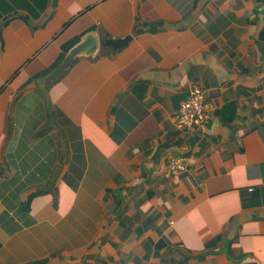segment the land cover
Wrapping results in <instances>:
<instances>
[{"label":"crops","instance_id":"1","mask_svg":"<svg viewBox=\"0 0 264 264\" xmlns=\"http://www.w3.org/2000/svg\"><path fill=\"white\" fill-rule=\"evenodd\" d=\"M0 264H264V0H0Z\"/></svg>","mask_w":264,"mask_h":264},{"label":"built area","instance_id":"2","mask_svg":"<svg viewBox=\"0 0 264 264\" xmlns=\"http://www.w3.org/2000/svg\"><path fill=\"white\" fill-rule=\"evenodd\" d=\"M210 115L203 90L201 88H193L187 98L180 103L173 115V122L177 127L192 128L207 122ZM168 166L171 171L179 170L183 167V159H171Z\"/></svg>","mask_w":264,"mask_h":264},{"label":"water","instance_id":"3","mask_svg":"<svg viewBox=\"0 0 264 264\" xmlns=\"http://www.w3.org/2000/svg\"><path fill=\"white\" fill-rule=\"evenodd\" d=\"M129 37L130 36H126L124 38L105 40L104 43L106 45H110L114 49L126 43ZM96 49H97L96 36L92 32H87L86 34H84L82 40L71 48L67 56L63 59V61L51 73H49L46 76L40 77L37 80V83L44 82L45 80H53L64 69L68 67L69 63L75 56H79V55L93 56L96 52Z\"/></svg>","mask_w":264,"mask_h":264}]
</instances>
